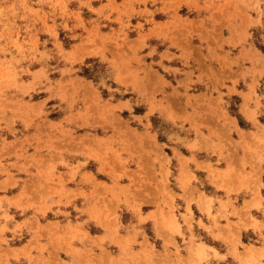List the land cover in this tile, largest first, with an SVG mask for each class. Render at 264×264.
<instances>
[{"label": "rangeland", "instance_id": "rangeland-1", "mask_svg": "<svg viewBox=\"0 0 264 264\" xmlns=\"http://www.w3.org/2000/svg\"><path fill=\"white\" fill-rule=\"evenodd\" d=\"M106 262L264 264V0H0V264Z\"/></svg>", "mask_w": 264, "mask_h": 264}, {"label": "crops", "instance_id": "crops-1", "mask_svg": "<svg viewBox=\"0 0 264 264\" xmlns=\"http://www.w3.org/2000/svg\"><path fill=\"white\" fill-rule=\"evenodd\" d=\"M238 155H241L243 157L242 153L241 154L239 153ZM244 160H245V163H246L245 164V169H249V172H251L252 169L250 168V165H249L250 161L248 160V158H245V157H244ZM223 161H224L223 171L231 172V171H233L235 169V166H238V165L235 164V163H238V162H235V160L232 159L229 156L226 157V155H225ZM238 161H240V159H238ZM202 162L205 163L204 161H202Z\"/></svg>", "mask_w": 264, "mask_h": 264}, {"label": "bare ground", "instance_id": "bare-ground-1", "mask_svg": "<svg viewBox=\"0 0 264 264\" xmlns=\"http://www.w3.org/2000/svg\"><path fill=\"white\" fill-rule=\"evenodd\" d=\"M175 109H176V108H175ZM257 148H258V147H257ZM259 148H260V147H259ZM259 148H258V149H259ZM253 153H254V152H253ZM253 153H252V154H253ZM251 156H252V155H251ZM258 156H259V155H258ZM247 158H248V157H247ZM250 162H251V161H250ZM255 167H256V166H255ZM143 172H144V171H143ZM143 178H144V176H143ZM147 188H148V187H147ZM140 191H141V190H140ZM148 191H149V190H148ZM149 193H150V192H149ZM140 196H141V195H140ZM143 202H144V201H143ZM251 202H252V201H251ZM111 210H113V209H111ZM157 219H158V218H157ZM167 219H168V218H167ZM156 221H157V220H156ZM168 221H169V219H168ZM171 221H172V220H171ZM170 223H172V222H170ZM167 224H168V223H167ZM104 226H105V225H104ZM156 226H157V225H156ZM150 249H151V248H150ZM142 256H143V255H142ZM103 257H104V256H103ZM106 257H107V256H106ZM106 257H105V258H106ZM248 258H249V257H248ZM246 259H247V258H246ZM106 260H107V259H106ZM134 261H135V260H134ZM245 261H246V260H245ZM117 263H118V262H117ZM128 263H129V262H128ZM106 264H107V262H106Z\"/></svg>", "mask_w": 264, "mask_h": 264}]
</instances>
